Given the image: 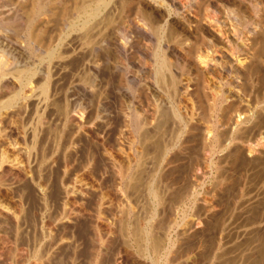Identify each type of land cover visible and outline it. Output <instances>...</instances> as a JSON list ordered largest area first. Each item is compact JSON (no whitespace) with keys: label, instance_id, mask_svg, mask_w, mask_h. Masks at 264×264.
Masks as SVG:
<instances>
[{"label":"rangeland","instance_id":"rangeland-1","mask_svg":"<svg viewBox=\"0 0 264 264\" xmlns=\"http://www.w3.org/2000/svg\"><path fill=\"white\" fill-rule=\"evenodd\" d=\"M193 2L194 0H190L188 7H191ZM7 9L8 6L0 4V10ZM169 15L170 17H179L181 11H169ZM80 44L79 41L73 43L71 39V47ZM156 47H158L157 42H140L138 46L132 44L124 63L121 64V74H112L114 76L110 75L111 78L109 76L111 79L109 81L110 88L108 86L109 89L103 93V96L106 94L102 97V101L95 98L92 102H87L89 100L84 99L85 96L80 90L85 86L83 79L88 75L85 73L86 71H83L82 66L87 64L91 57L85 54L81 58V62L72 63L71 66L74 64L72 69L62 73L64 75L56 86L57 104L55 108L50 109V113L48 112L49 117L47 115L43 118L47 122L46 124L50 125L46 129L47 135L44 137L47 145L44 162L40 163L41 153L39 150L33 152L34 183L36 188H47V195L44 202L40 198L39 200L35 199V212L32 215L33 225L29 227L31 233L28 240L24 239L25 241H22L20 246L18 243L16 248L13 232L11 231L7 236L8 245L0 248V264H39L40 256L52 260L51 264H264V156L261 158L262 162L259 160L257 163H249L248 160H244L246 157L239 156V160L234 165L237 167L229 170V167L224 163V157L231 147L220 151L219 144L216 143V148L212 151L205 150L203 152L201 149L200 131L205 127L208 130L209 126L213 130L215 129L219 135H223L222 139L225 140L223 142L232 147L235 144L249 146L251 143L237 139L239 131L232 130L233 127H230L225 117L223 110L225 105L223 106L221 100L225 95L229 97L232 94L231 87L229 88L226 82L229 77L223 75L220 79L222 88H212L210 84V89L207 90L211 99L221 97L219 107L214 111L211 121L207 120L205 105L200 106L190 102L186 109H179L176 105L174 90L159 85L161 91L156 94L161 97L163 107L170 105L168 106L170 108L164 109L165 114L161 112L159 117L161 120H159L157 129V123L156 126L154 123L158 120L153 118L151 109L156 107L158 101L153 98V92H145L144 89V86L149 82L157 84L154 74L157 73L159 60L153 54H147L144 51L147 49L153 52ZM26 50L27 55L23 59L17 58L13 63V59L5 55L4 59L6 58L14 67L13 69L11 66L12 72H15L16 69H32L33 67L36 69L41 66L42 60L39 56L37 57L29 46H26ZM150 70L153 72L151 78L148 77ZM19 71L15 73H17V78H21V82L19 80L17 82L20 84V88L27 82L29 84V81L25 76L20 75ZM173 73L181 81V85L188 81L191 84L190 87H195L196 80L194 78L182 74L178 68ZM207 81L213 80L208 78ZM27 86L21 87V89L26 92L30 84ZM119 87H122L127 93V98H124L120 92L118 93ZM195 89H193V93H195ZM257 90L259 89L257 88ZM257 90L256 88L255 90H246L245 99L248 101L246 102L248 106H242L240 112L242 120L244 115L250 113L258 115L259 120L264 119V100L258 102V97L261 94ZM73 104L78 108V111H86V116L91 117L88 118L87 128H94L93 135L97 137H94V140L87 137L84 130L75 135L64 133L66 131L65 118L63 119L64 109L68 106L70 108V105ZM63 105L66 106L62 107ZM85 106L87 108H84ZM56 109L58 110L55 111ZM175 109L180 110V114L185 120L193 118L191 123L197 122L196 126L192 125L195 126L194 130H184V133L183 127L185 128L187 121L182 118L179 121L176 120L173 112ZM136 111L143 113L141 122L149 123L143 125L142 133L140 127H136L138 124L136 118L138 112ZM24 115L21 117L27 122L30 121L31 126L33 124L35 126L37 117L31 116L26 120ZM205 120L211 122L209 126ZM30 124L28 122V125ZM203 124L207 126H203ZM200 125L203 127L201 128ZM241 125H245L244 129H246L251 125V122ZM175 129H178L179 133ZM180 130L182 131L180 132ZM247 131H249L248 128ZM146 132L152 136V139L150 138L149 143L144 144L142 139ZM145 145L150 150V154H148L149 157L146 158L145 155L141 160L140 157L145 152L143 151L145 148L142 146ZM151 145L155 148H152ZM165 145L169 149L165 151L164 159L162 153H164ZM120 149L124 150L125 154H120ZM124 155L128 157L125 158ZM202 155L208 158L207 162L203 160ZM169 160L172 163H166ZM126 164H128L127 168H125ZM122 170L126 174L124 179L122 177L124 175H120ZM133 170L139 172L136 174L140 179L136 181L137 186L135 187L134 183L136 182H134L130 189L131 187L128 188L129 186L125 185L132 173H135ZM226 177H229L231 182ZM159 178L162 180L160 181ZM219 180L224 181L220 182ZM228 182L230 183L228 184ZM166 185L169 187L167 188ZM190 190H193L192 195L180 199L183 198L182 195L185 191ZM160 193L161 195H159ZM202 201H207L212 208L214 207L207 220H205L204 214L200 215L201 211L198 208L203 203ZM131 207L132 209H130ZM124 215L127 216L124 217ZM138 216L140 217L138 218ZM173 217L176 218L174 225L169 223ZM203 217L205 226L199 233L200 237L182 239L180 225L192 219L196 222L199 221L198 219L201 221ZM142 222L146 230L153 226L155 232H158L159 236L161 235L160 237L164 236V231H166L164 228L167 227V230L169 228L167 238H165V249L160 254H155L150 249L144 248L147 241L146 239L142 240L139 236V229L137 230V226ZM121 225L125 226L123 228L124 231L126 230L125 234ZM1 229L4 232H0V239H3L6 230L2 227ZM136 230L138 238L134 234L137 233ZM61 238L64 239V242L59 248L56 245Z\"/></svg>","mask_w":264,"mask_h":264},{"label":"bare ground","instance_id":"bare-ground-1","mask_svg":"<svg viewBox=\"0 0 264 264\" xmlns=\"http://www.w3.org/2000/svg\"><path fill=\"white\" fill-rule=\"evenodd\" d=\"M189 2L190 0H0L2 6H8L5 11L0 10V232H4L1 227L6 230L3 239H0L2 242L0 248L8 245L7 236L11 231L15 236L16 248L18 243L20 246V243L25 241L24 239L28 240L31 233L29 227L33 225L32 215L35 212V199L39 200L40 198L44 202L47 195V188H36L32 169L33 152L40 151V163L44 162L47 154L46 139L44 137H46V129L50 125L48 124V127L43 118L47 115L49 117L50 109L55 108L57 104L56 86H58L59 80L64 75L62 73L70 70L74 65L71 66V64L80 61L85 54L91 57V61L89 60L82 67L90 78L85 76L83 79L85 86L81 87L80 90L85 96L84 99L89 100L87 102H92L95 98L102 101V97L106 94L103 96V93L110 88L109 81L111 79H109V76L121 74V64L126 59L129 47L132 44L138 46L140 42L158 43V47L153 52L147 49L144 50L147 54L151 53L159 60L157 73L154 74L157 84L149 82L144 86L145 92H153V98L158 101L156 107L151 109L153 118L158 120L155 123L152 122L154 125L157 123V129L159 128V120H161L159 119L161 112L164 113V109L168 110L170 108L168 107L170 105L163 107L161 97L156 94L161 91L159 85L174 90L176 105L179 109H186L187 104L190 102L200 106L205 105L207 120L211 121L214 111L219 107L221 97L211 99L207 90L210 89V84L212 88L220 89L222 84L220 79L223 75L228 76L230 80L227 81V79L226 82L229 88H232H230L232 94L230 93L229 97L227 95L222 96L221 101L223 106L225 105L223 109L225 117L230 127L234 128L232 130L239 131L237 139L251 143L249 146L235 144L232 147L224 143L223 135H219L215 129L210 128L209 124L211 122L205 120L209 129L207 130L205 127L206 129H201V133L199 132L201 135V149L203 152L205 150L212 151L216 148V143L219 144L218 149L220 151L231 147L224 157V163L229 167V170L237 167L234 165L239 160V156L246 157L244 160H248L249 163H257L259 160L262 162L261 158L264 156V119L259 120L258 115L250 113L244 115L242 120L240 112L242 106H248L246 103L248 101L245 99L246 90H255V88L257 90L258 88L257 91L261 94L258 97V102L264 100V0H194L191 7H188ZM169 11H181V15L170 17ZM70 38L73 43L79 41L81 44L71 47ZM26 46H29L37 57L39 56L42 64L36 69H33L34 67L32 69H16L15 72L20 70V75L25 76L26 80L29 81L30 87H28V82L21 86L28 85V91L25 92L21 87L19 88L20 84L17 83L21 82V78L18 77V79L17 73L12 72V65L4 57H6L5 55L8 58L11 57L13 59L12 63L17 58L23 59L27 55ZM79 64L78 67H80ZM177 68L182 74L189 75L196 80L195 87H190L191 84L188 81L181 85V81L173 73ZM148 74V77L151 78L153 76L152 70L148 71ZM208 78L213 81H207ZM108 86L109 88H107ZM193 89H195V93L192 92ZM141 91L143 92V89ZM119 92L124 98L128 97L122 87H119ZM107 97L109 98V96ZM77 109L74 104L70 105V108L68 106L64 109L63 119L65 118L64 125L66 126L64 133L75 135L84 130L85 135L94 140V128H87L88 118L91 117L86 116V111L80 112ZM179 109L172 110L178 121L183 116H181ZM60 113L62 114V112ZM140 113L138 112L136 116L138 119L136 127L141 129L147 123L141 122L140 119H142L143 113ZM21 115H24L27 118H25L26 120L30 119L31 116H35L37 117V123H35V126H33L34 124L31 126L30 121H28L30 124L28 125V122ZM144 119L146 120V118ZM184 121H187V123L184 124L183 131L194 130L197 122L192 124L193 118L184 119ZM249 122H251V125L247 126L249 130L247 131V128L244 129L246 126L241 124ZM154 125L151 124L153 127ZM203 126L207 125L203 124ZM166 128L165 130H167ZM175 130L178 131V129ZM148 132L143 135V139L141 138L145 142L144 144L152 137ZM142 147L145 148V150L143 149L145 152L142 153L141 160L145 155L147 158L150 154V150L146 148V145ZM158 147L160 148V146ZM152 148H155V146ZM167 149L169 147L165 145L164 153H162L164 159ZM119 151H121L120 154H125L124 150L120 149ZM124 156L125 158L128 157ZM119 158L121 159V157ZM202 158L207 162L208 158L206 156ZM166 163L169 164L172 161L169 160ZM127 165H125V168H127ZM135 171L137 170H133V172ZM136 173L139 172L132 173L127 180V185H125L129 186L128 188L131 187L130 189H132V184L140 179ZM120 175H124L122 176L123 179L126 176L123 170ZM226 179L231 182L229 177H226ZM134 184H136V187L138 183ZM192 194L193 190H190L185 191L182 195L183 198L180 196L181 194L179 196L180 199H184ZM177 202L179 203V201ZM214 206L216 205L214 204ZM174 207L172 208L174 209ZM198 208L201 211L200 215L204 214V217L206 216L205 220L211 215L209 214L212 212L211 210L214 209L207 201L201 203ZM127 215H124V217ZM198 217L200 218V216ZM125 219L124 221L127 220ZM200 219L197 222L189 219L190 221L187 220L183 225H180L182 239L188 237L192 239L194 236H199L205 226V220L200 221ZM170 220V224L174 225L176 223L175 217ZM144 226L142 222V224L139 223L138 228L136 227L137 230L139 229V236L142 240L146 239L147 241L144 248L150 249L155 254H160L165 249V238H167L169 228L167 230V227H165L164 236L160 237L161 235L159 236L158 232H155L153 226L149 230H146ZM124 227H122L123 233L126 232V230H123ZM143 229L145 230L143 231ZM137 230V233H134L136 238H138ZM63 240L61 238L56 246L60 248L64 242ZM39 260V264H51L52 262L44 256H40Z\"/></svg>","mask_w":264,"mask_h":264}]
</instances>
